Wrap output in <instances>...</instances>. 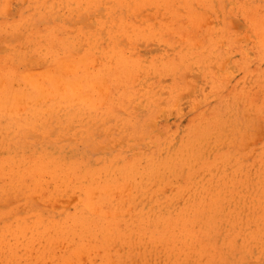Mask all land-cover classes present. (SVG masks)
Segmentation results:
<instances>
[{"label": "snow or ice", "instance_id": "6c2138e0", "mask_svg": "<svg viewBox=\"0 0 264 264\" xmlns=\"http://www.w3.org/2000/svg\"><path fill=\"white\" fill-rule=\"evenodd\" d=\"M68 35L78 37L71 53ZM144 41L158 42L160 56L141 55ZM69 55L88 58L93 80L108 77L107 94L94 93L83 103L100 121L83 135L87 152L114 156L120 171L81 196L84 218L67 247L44 227L53 220L59 225L63 216L41 200L30 201L27 218L15 211L6 215L0 264H264V0H26L20 8L15 0H0L4 118L18 82L36 68L55 69L54 79L65 78L61 62ZM225 60L237 84L228 109L211 114L198 138L186 134L157 151L155 116L164 107L183 106L194 86L200 95L187 75L197 70V61L215 68ZM66 79L74 92L87 93L75 76ZM147 80L151 87H145ZM43 84L49 86L48 80ZM73 130L82 135L76 123L21 133L30 142L25 152L43 173L24 183L42 198L50 181L41 165V142L54 155L48 138L59 143ZM4 151L9 155L19 146L6 142ZM61 159L80 163L78 153ZM133 177L137 194L157 177L175 181L178 200L157 207L122 195ZM75 208L79 216L80 204ZM38 218L44 223L30 227Z\"/></svg>", "mask_w": 264, "mask_h": 264}, {"label": "rangeland", "instance_id": "374dc122", "mask_svg": "<svg viewBox=\"0 0 264 264\" xmlns=\"http://www.w3.org/2000/svg\"><path fill=\"white\" fill-rule=\"evenodd\" d=\"M15 2L20 8L26 0H15ZM173 2L199 4L203 0H173ZM163 14L161 12V15ZM68 31L70 32L71 29ZM77 39L78 37L70 35L65 37L68 53H71V45L75 44ZM158 49V42L144 41L139 51L143 56H160ZM185 54L190 55L187 51ZM61 66L65 78H59V80L51 78V73L55 69L36 68L22 84L17 83V90L13 91L14 104L9 108V118L5 119L3 113H0V229L4 227L6 215L14 211L20 212L22 219L27 218L31 210L30 201L39 199L57 216H63L59 225L53 220L49 224H44V227L50 228L58 245L67 247L70 238L75 235L76 227L84 218L81 196L87 197L93 184L99 186L109 175L115 176L120 169L114 165V156H109L105 152L95 155L87 152L88 138L83 135V130H90L100 123L97 115L84 110L83 103L94 93L107 94L108 77L105 76L104 83L93 80L92 77L95 74L91 71L87 57L69 55L61 62ZM194 67L197 70L188 72V80L189 82L196 80L200 95H196L197 87L194 86L192 98L185 95L183 106L164 107L155 116L157 151L165 149L167 145L177 140H184L186 134L198 138L209 116L221 108L227 110L229 107L228 96L235 91L237 84L236 78L230 77L228 61L225 60L223 65L217 64L215 68L208 61L203 64L197 61ZM216 68L221 70L216 71ZM68 76H75L77 85H84L88 89L87 93L81 95L79 92H74L70 87L71 82L66 79ZM29 78L32 83L29 82ZM164 79L167 80V78ZM45 80H48L49 86H44ZM152 83L151 80L144 81L145 87H151ZM73 123L79 125L82 135L75 137L73 130L72 136H67L65 141L59 143L55 139L48 138V143L53 145L54 155H49L48 148L43 141L41 142L43 148L41 165L44 172L48 174L47 180L50 181L44 185L43 189L47 198H42L33 191V185L24 183L25 177L39 176L43 173L25 152V144L30 142L21 133L26 134L37 125H43L45 128L53 126L68 128ZM6 142L13 147L18 145L19 151L5 155ZM35 151L32 149V152ZM73 153L79 154V164L73 165L61 159V154L71 157ZM144 179L147 180V177ZM175 183L171 180L162 181L157 177L154 185L145 183L137 194L133 177L121 194L135 196L139 201L149 200L157 207L162 204L174 206L180 194L173 187ZM6 189L10 190V195L6 194ZM93 191L97 197L100 196L98 187ZM154 197L158 200L153 199ZM78 203L80 204L79 216L75 208ZM12 219L16 221L17 218L13 216ZM17 223L19 224L20 221ZM43 223V218H38L29 226L39 227Z\"/></svg>", "mask_w": 264, "mask_h": 264}, {"label": "bare ground", "instance_id": "6f19581e", "mask_svg": "<svg viewBox=\"0 0 264 264\" xmlns=\"http://www.w3.org/2000/svg\"><path fill=\"white\" fill-rule=\"evenodd\" d=\"M29 77H30V76H29ZM49 77H50V76H49ZM49 77H48V78H49ZM51 78H53V77L51 76ZM25 79H26V78H25ZM57 79L59 80V78H57ZM57 79L55 78V80H57ZM29 80H30V81H29ZM29 80H28L29 82L32 81L30 78H29ZM48 80H50V79H48ZM52 80H53V79H52ZM56 82H58V81H56ZM31 83H32V82H31ZM66 84H67V83H66ZM68 84H69V83H68ZM36 85L38 86V84H36ZM39 86H40V85H39ZM39 86H38V87H39ZM64 86H65V85H64ZM65 89H66V86H65ZM63 92H64V90H63Z\"/></svg>", "mask_w": 264, "mask_h": 264}]
</instances>
